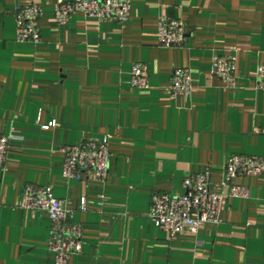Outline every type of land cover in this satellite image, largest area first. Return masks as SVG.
I'll use <instances>...</instances> for the list:
<instances>
[{
    "label": "crops",
    "instance_id": "obj_1",
    "mask_svg": "<svg viewBox=\"0 0 264 264\" xmlns=\"http://www.w3.org/2000/svg\"><path fill=\"white\" fill-rule=\"evenodd\" d=\"M70 1L0 0V135L13 138L0 168V264H56L49 216L20 208L27 185L51 188L82 226L69 264H264V176L235 179L250 199H228L220 224L196 236L171 237L150 217L153 195H182L188 175L212 167L220 192L231 155L264 158V0H130L125 23L78 13L59 25L56 5ZM32 4L39 45L17 39V10ZM162 18L186 23L184 47H160ZM215 55L237 57L233 87L213 75ZM136 63L148 90L131 85ZM176 69L192 75L188 96L166 89ZM105 136L108 181L65 179L64 148Z\"/></svg>",
    "mask_w": 264,
    "mask_h": 264
},
{
    "label": "built area",
    "instance_id": "obj_2",
    "mask_svg": "<svg viewBox=\"0 0 264 264\" xmlns=\"http://www.w3.org/2000/svg\"><path fill=\"white\" fill-rule=\"evenodd\" d=\"M81 13L100 21L125 23L131 16L130 0H72L58 3L55 17L59 25H67L74 15ZM42 8L37 4L17 10V39L20 43L39 45L42 42L40 21ZM158 40L161 48H181L187 42V26L183 20L162 18L159 23ZM237 57L215 55L213 75L234 86ZM258 87L264 90V65L257 70ZM131 85L140 90L149 89V71L146 65L136 63L131 70ZM173 97L188 96L192 91V75L189 69H176L166 86ZM56 126L53 122L45 129ZM13 138L0 135V168L7 162ZM64 178L86 182L89 179L105 184L109 178L113 157L108 136L100 140H89L67 146ZM212 167L198 174L188 175L184 182V193L174 195L157 192L153 195L150 217L156 228L171 237L190 233L198 235L207 224L218 225L224 204L228 199H250V189L234 184L242 177L264 176V158L233 154L223 167L221 191L213 190ZM88 201L82 199V211L87 210ZM20 208L40 212L49 216L51 225L50 251L56 264H69L72 256L82 253V226L68 220L69 211L64 201L56 198L49 187L27 185L24 187Z\"/></svg>",
    "mask_w": 264,
    "mask_h": 264
}]
</instances>
